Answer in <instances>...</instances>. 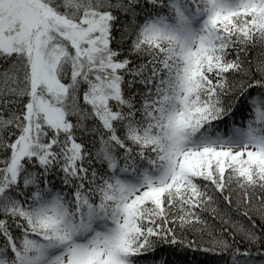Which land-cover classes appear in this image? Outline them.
Here are the masks:
<instances>
[{
  "label": "snow or ice",
  "instance_id": "obj_1",
  "mask_svg": "<svg viewBox=\"0 0 264 264\" xmlns=\"http://www.w3.org/2000/svg\"><path fill=\"white\" fill-rule=\"evenodd\" d=\"M0 264H264V0H0Z\"/></svg>",
  "mask_w": 264,
  "mask_h": 264
}]
</instances>
